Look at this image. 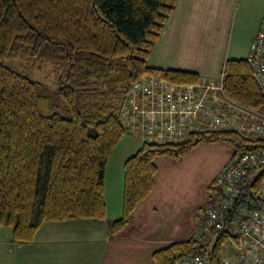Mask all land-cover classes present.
Wrapping results in <instances>:
<instances>
[{
	"label": "trees",
	"instance_id": "1",
	"mask_svg": "<svg viewBox=\"0 0 264 264\" xmlns=\"http://www.w3.org/2000/svg\"><path fill=\"white\" fill-rule=\"evenodd\" d=\"M178 1L0 0V234L11 228L12 240L26 244L49 222L106 218L105 172L130 135L120 116L130 88L146 74L176 84L202 81L196 73L148 65ZM15 60L67 66L65 81L51 90L10 64ZM223 70L230 98L264 108V85L248 59L228 60ZM203 144H226L231 157L264 148V141L233 132L141 144L124 164L122 214L111 223L112 233L122 232L153 193L157 159L182 161ZM263 179L264 170L258 183ZM208 199L216 203L215 192ZM221 242L211 264H220ZM200 249L192 238L171 243L154 252L153 264H178Z\"/></svg>",
	"mask_w": 264,
	"mask_h": 264
},
{
	"label": "crops",
	"instance_id": "2",
	"mask_svg": "<svg viewBox=\"0 0 264 264\" xmlns=\"http://www.w3.org/2000/svg\"><path fill=\"white\" fill-rule=\"evenodd\" d=\"M263 18L264 0H179L160 41L152 51L148 65L155 69L196 73L202 80L216 79L226 61L249 58L252 42ZM209 146L214 145L203 144L199 147L208 149ZM136 150L138 146L132 144L121 157H130ZM112 155L104 179L107 208L104 220L49 222L39 229L33 242L26 244L14 242L11 233L2 232L0 264H153V254L159 250V246L166 247L165 244L191 238L194 231L183 239L155 234L157 227L153 220L165 198L158 164L168 161V158L156 160L158 174L155 189L137 207L132 222L122 232L112 233L111 223L122 214L121 187H124L122 177L119 182L116 176L115 190L118 195L116 201L109 203L105 182ZM231 155L223 158L222 167L228 163Z\"/></svg>",
	"mask_w": 264,
	"mask_h": 264
},
{
	"label": "built area",
	"instance_id": "3",
	"mask_svg": "<svg viewBox=\"0 0 264 264\" xmlns=\"http://www.w3.org/2000/svg\"><path fill=\"white\" fill-rule=\"evenodd\" d=\"M248 62L264 85V18ZM224 83V70L216 79L186 85L146 74L122 104V124L145 144H177L202 132H233L250 142L264 141V111L230 98ZM263 170L264 148L233 154L216 177V203L196 217L191 238L201 249L178 264H211L220 240V264H264V179L258 183Z\"/></svg>",
	"mask_w": 264,
	"mask_h": 264
},
{
	"label": "rangeland",
	"instance_id": "4",
	"mask_svg": "<svg viewBox=\"0 0 264 264\" xmlns=\"http://www.w3.org/2000/svg\"><path fill=\"white\" fill-rule=\"evenodd\" d=\"M10 64L18 68L29 79L39 82L51 90L60 88L66 78L67 66L40 65L35 61L26 60H15L10 62ZM132 144L138 146L139 150L143 143L136 137L134 138L127 134L112 153L105 182L109 203L110 201H116V195H118L115 190V177L118 176L119 182L122 177L124 183V164L129 157L121 156L128 152ZM232 152V148L226 144H215L214 146H209L208 149L198 147L181 162L167 159L170 163L163 161L158 164L160 168L159 180L164 183L163 195L165 198L162 200L159 213L155 215L153 220L157 227L156 235L162 234V236L164 235V237L171 239H183L195 231L197 226L196 217L200 216V209H207L213 205L208 199L209 192H211L212 196L214 195V192L210 191V187L216 179L215 176L223 168V158L231 155ZM171 165L173 166L172 168ZM121 190H123V201V186ZM159 227L160 229H158ZM2 232H9L12 235L11 228H3ZM160 248L163 247L159 246L157 249Z\"/></svg>",
	"mask_w": 264,
	"mask_h": 264
}]
</instances>
